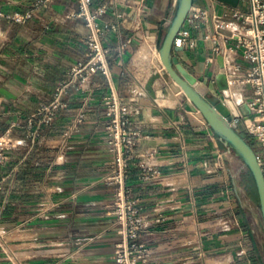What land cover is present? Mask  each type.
<instances>
[{"label":"crops","instance_id":"obj_1","mask_svg":"<svg viewBox=\"0 0 264 264\" xmlns=\"http://www.w3.org/2000/svg\"><path fill=\"white\" fill-rule=\"evenodd\" d=\"M178 1L92 0L93 11L104 8L99 21L108 28L104 44L111 73H94L86 91L72 89L66 96L69 109L35 142L24 127L26 117L88 58V26L77 15L79 0H0L1 130L20 123L13 126L20 144L8 151L10 163L0 178L4 190L12 182L34 187L40 192L36 202L52 206L47 212L39 208L36 221L41 227L46 222V232L54 235L39 244L57 251L53 264L60 263L65 249L74 251L66 264H119L114 257L121 238L114 223L117 186L108 180L116 153L104 102L112 92L129 103L130 121L145 135L136 161L146 160L166 173L161 181L146 179L135 166L128 182L139 211L150 219L136 239L144 245L139 264H264V238L243 213L235 183L234 167L238 160L246 163L162 65L160 47ZM195 3L220 14L235 7L221 0ZM236 8L248 10L249 1L241 0ZM210 28H193L197 45L187 44L174 55L197 89L232 99L239 108L250 101L253 89L237 83L220 88L222 57L215 53L213 58V45L204 38ZM148 47L159 52L158 64L150 69L135 62ZM229 59L242 63V72L249 66L240 52ZM91 95L84 123L65 136L66 119ZM238 124L252 136L243 119ZM60 234L79 235V240L63 241Z\"/></svg>","mask_w":264,"mask_h":264},{"label":"built area","instance_id":"obj_2","mask_svg":"<svg viewBox=\"0 0 264 264\" xmlns=\"http://www.w3.org/2000/svg\"><path fill=\"white\" fill-rule=\"evenodd\" d=\"M79 1L77 15L86 19L88 33L85 36V42L89 55L86 60L74 65L69 76L59 82L51 99L42 101L39 107L26 117L24 127L28 136L35 142L43 136L47 127L56 124L69 109L66 96L72 89L86 91L88 81L94 73L102 71L107 76L111 73L110 50L104 44L108 28H104L99 21L104 8L101 6L93 11L92 0ZM248 1L250 4L248 10L235 6L232 12L220 14L216 11L211 13L209 9L197 5L194 0L183 26L175 37L174 46L184 47L188 44L195 47L197 38L193 35V28L204 24L211 25L204 38L213 45V58L215 53L222 57V72L230 76L229 70L233 71V78L229 79V85L247 84L253 89V96L248 102L251 115L241 112V116L234 121L238 123L240 119H243L247 132L257 137L264 149V0ZM124 46L125 44L121 47L124 48ZM235 52H240L244 61L249 63L244 72H242V63L231 62L229 59V56ZM162 65L165 68L163 63ZM87 99L66 119L63 127L65 136H71L84 123L89 111V100L93 99V96ZM104 102L106 114L109 117L106 125L107 134L112 149L116 153L108 180L117 186L115 213L122 226L121 233L124 234V240L117 244L118 259L126 264H139V256L144 245L138 243L136 239L149 225L150 219L147 214L139 211L128 182L135 166L141 169L146 179L161 181L166 177V173L146 160L136 161L137 148L145 135L141 129L132 125L129 118V103L115 92L106 94ZM19 124L14 122L13 126ZM13 126L2 131L0 125V166L8 160V151L20 144L14 136ZM257 157L264 174V150L262 153H257ZM2 182L3 179L0 178V189ZM226 222L231 223L230 220Z\"/></svg>","mask_w":264,"mask_h":264},{"label":"rangeland","instance_id":"obj_3","mask_svg":"<svg viewBox=\"0 0 264 264\" xmlns=\"http://www.w3.org/2000/svg\"><path fill=\"white\" fill-rule=\"evenodd\" d=\"M147 52L149 55H146ZM146 53H142V57L137 56L135 62L143 67L145 64L150 69L152 65L158 64L156 55L159 52L157 50L153 52V49L148 47ZM248 139L257 153L263 152V145L257 137L249 136ZM7 163H10V160L0 166V172L5 173L8 167L6 166ZM234 171L237 192L240 195V207L247 216L248 222L264 238V216L259 204L258 189L253 175L249 167L243 162L241 163L240 160L234 167ZM2 191L5 193L4 197L1 196ZM39 193L34 187L25 188L19 182H12L5 190L3 187L0 189V264H53L54 253H57V251H54L52 246L49 245L39 246L42 242H50L54 236L46 232V229L50 228L45 226L47 225L46 222L44 227L37 224L36 214L39 208H43L46 212L52 210L50 203L36 202L35 197ZM114 223L117 232L121 236L117 242L118 244L124 240V234L121 233L122 226L117 216ZM42 231L45 232L42 233ZM59 236L63 241L79 240V235L69 237L68 234H60ZM88 246H91V243ZM73 252L67 249L61 250V259L56 262L66 264L65 261ZM114 257L119 264H126L118 259L117 246Z\"/></svg>","mask_w":264,"mask_h":264},{"label":"water","instance_id":"obj_4","mask_svg":"<svg viewBox=\"0 0 264 264\" xmlns=\"http://www.w3.org/2000/svg\"><path fill=\"white\" fill-rule=\"evenodd\" d=\"M233 6H238L241 0H221ZM194 4V0H179L174 18L169 26L164 41L160 47L161 59L174 78L190 99L197 105L200 111L207 118L211 126L218 133L220 138L239 155L249 167L256 183L259 204L264 216V174L259 163L257 152L250 143L247 133L243 131L239 124L234 121L241 116V112L249 115L251 108L248 103L242 104L239 108L232 99L222 100L212 91L202 93L184 75V67L178 57L174 55V50H181L182 47L174 46V40L186 17ZM221 89L229 88L228 76L221 72L218 77Z\"/></svg>","mask_w":264,"mask_h":264},{"label":"bare ground","instance_id":"obj_5","mask_svg":"<svg viewBox=\"0 0 264 264\" xmlns=\"http://www.w3.org/2000/svg\"><path fill=\"white\" fill-rule=\"evenodd\" d=\"M177 82V81H176ZM178 83V82H177ZM179 84V83H178Z\"/></svg>","mask_w":264,"mask_h":264}]
</instances>
